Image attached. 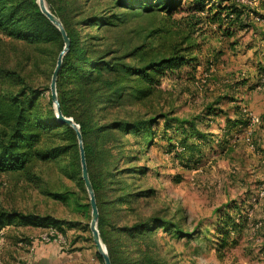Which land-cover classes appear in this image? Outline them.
Here are the masks:
<instances>
[{
    "label": "trees",
    "instance_id": "1",
    "mask_svg": "<svg viewBox=\"0 0 264 264\" xmlns=\"http://www.w3.org/2000/svg\"><path fill=\"white\" fill-rule=\"evenodd\" d=\"M45 1L70 39L58 72L57 96L63 115L73 118L83 137L99 210L98 229L111 263L175 264L163 253L165 238L160 232L178 237L190 233L176 214L168 218L151 209L155 189L137 183L146 169L137 164L139 153L155 138L157 119L113 112L152 96L163 77L181 72L185 65L196 70L200 63L194 33L204 24L220 29L228 21L224 30L230 35L244 10L235 0ZM178 11L184 14L173 17ZM63 48L61 31L38 0H0V177L26 180L88 221L27 215L0 202V230L29 222L63 236L68 229L89 230L91 205L77 133L57 120L51 98V78ZM219 112L213 107L206 111ZM248 124L247 119H228L225 131ZM176 128L181 137L195 138L180 151H189L184 159L188 166L196 164L210 135L193 121ZM224 142L220 139V144ZM49 167L68 183L52 186L42 175ZM228 217L223 224L230 233L237 224ZM95 256L104 263L97 250Z\"/></svg>",
    "mask_w": 264,
    "mask_h": 264
},
{
    "label": "rangeland",
    "instance_id": "2",
    "mask_svg": "<svg viewBox=\"0 0 264 264\" xmlns=\"http://www.w3.org/2000/svg\"><path fill=\"white\" fill-rule=\"evenodd\" d=\"M235 1L244 13L230 35L224 30L228 21L194 33L196 70L185 65L163 77L152 96L113 112L157 119L155 138L139 153L137 164L146 169L137 183L155 189L151 209L168 218L176 214L190 233L160 232L163 253L175 264H264V0ZM208 107L221 112L209 115ZM228 119L249 124L226 133ZM189 121L210 137L200 147L201 159L188 166L189 151L180 150L195 138L181 137L176 127ZM42 173L52 186L68 183L54 167ZM0 202L27 215L88 221L12 176L0 177ZM225 217L237 231L227 232ZM96 250L90 225L68 229L66 236L31 222L0 230V264H101Z\"/></svg>",
    "mask_w": 264,
    "mask_h": 264
},
{
    "label": "water",
    "instance_id": "3",
    "mask_svg": "<svg viewBox=\"0 0 264 264\" xmlns=\"http://www.w3.org/2000/svg\"><path fill=\"white\" fill-rule=\"evenodd\" d=\"M39 6L43 13L46 14V16L59 28V30L62 33L63 40H64V48L59 54L58 60H57V65L53 71L52 78H51V83H50V90H51V98L56 110L57 114V120L60 121L61 123H67L71 125L77 133L78 141H79V147H80V153H81V164H82V178L85 183V187L87 189V192L89 194V199H90V205H91V220H90V230L92 232V238L93 241L96 245L97 251L100 253V255L103 257L104 263L103 264H112L111 259L109 257L106 245L103 243L100 232L98 229V219H99V210L95 198V193L94 189L89 177L88 173V168H87V163H86V158H85V151L83 147V137L80 132L79 125L73 120L72 117H67L63 115L58 96H57V77H58V72L61 67L62 63V58L65 52L68 50L69 45H70V39L65 31V28L60 21L59 18H57L54 14H52L46 4L45 0H38Z\"/></svg>",
    "mask_w": 264,
    "mask_h": 264
}]
</instances>
